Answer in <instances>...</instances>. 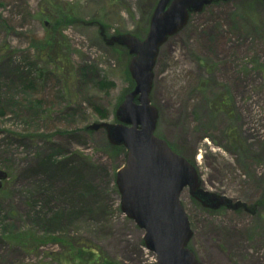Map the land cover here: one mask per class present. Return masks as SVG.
<instances>
[{
  "label": "rangeland",
  "instance_id": "rangeland-1",
  "mask_svg": "<svg viewBox=\"0 0 264 264\" xmlns=\"http://www.w3.org/2000/svg\"><path fill=\"white\" fill-rule=\"evenodd\" d=\"M243 1L194 14L163 46L153 97L158 133L186 149L204 188L254 204L264 190V31L237 16ZM152 2L0 0V168L10 175L0 190V264L80 263L73 247L84 245L50 239L63 235L119 264L156 260L144 230L120 209L114 179L124 152L104 129H85L114 121L130 87L126 52L108 47L97 26L76 22L98 20L109 36L144 33ZM67 11L72 20L51 39ZM223 97L212 114L210 103ZM181 200L203 264H264V202L255 213H210L189 190Z\"/></svg>",
  "mask_w": 264,
  "mask_h": 264
},
{
  "label": "water",
  "instance_id": "water-1",
  "mask_svg": "<svg viewBox=\"0 0 264 264\" xmlns=\"http://www.w3.org/2000/svg\"><path fill=\"white\" fill-rule=\"evenodd\" d=\"M214 1L230 0H158L144 33L117 32L108 36L107 26L98 20H76L97 26L108 47L128 50L125 73L132 88L114 107L115 122L99 121L87 130L104 129L108 142L125 155V164L115 174L120 194V209L144 230L143 245L156 254L152 264H203L191 244L194 236L181 194L189 190L191 198L203 209H222L255 213L258 204L207 191L195 162L180 154L165 136L158 133L159 107L153 102L155 67L161 48ZM264 6V0H258ZM8 173L0 168V189ZM253 209V210H252Z\"/></svg>",
  "mask_w": 264,
  "mask_h": 264
},
{
  "label": "trees",
  "instance_id": "trees-1",
  "mask_svg": "<svg viewBox=\"0 0 264 264\" xmlns=\"http://www.w3.org/2000/svg\"><path fill=\"white\" fill-rule=\"evenodd\" d=\"M220 3L221 2H216L215 4H212V5L208 6L207 8H205V10H207L209 7H211L213 5H218ZM258 4L259 3L252 1V0H244L241 5L237 6V9H238L237 16H241L242 19H244V20L255 21V23L253 25L255 32L257 33L259 31V33H262L264 31V17H262L263 14H261V12H260L261 7ZM57 12H60V11H57ZM67 13H68V11H67ZM63 16L64 17L59 19V20H57V18H59V17L56 18L55 24L52 26L53 30L51 31V34H50L51 39L56 38V36L59 33L60 29L62 28V25L64 22H66V21L70 22L72 20L69 17V16H71L69 13L67 15H63ZM192 18H193V16L191 17V19ZM259 22H260V24H259ZM256 29H258V31ZM46 45L54 48V44H51L50 41L46 42ZM114 50L119 53L121 49L118 47V48H114ZM122 50H124V49H122ZM119 54L122 55V53H119ZM123 56L125 57L124 53H123ZM126 56H127V52H126ZM47 57L49 58V61H50L51 55H48ZM113 85L114 84L112 82H107V84L106 83L100 84L102 89H107V90L109 88H111ZM225 104H226V102L224 101V97L220 98L217 102H214V103L211 102L210 103L211 113L215 115V114L221 112L222 109L225 107ZM95 110L98 113L102 114L103 115L102 117H106V115H107L106 112L101 111L97 106L95 107ZM174 145L177 147V149L179 150L180 153H182L185 156H189L188 153L186 152V149L181 148L180 146H177L175 143H174ZM246 153H247V151L245 150L243 154H246ZM73 182L77 183V181H73ZM263 197H264V195L261 198H263ZM50 239L53 241H58L62 245H65V246H66L65 243H67L68 241L74 242V243L77 242L79 245H84L85 246L84 248L73 247V249L75 248L73 254L77 258L76 261L80 262L78 264H119V263H116L110 259H107V257H105L102 253L92 249V247H93L92 245L80 244L79 240L70 239L68 236L63 235V236H58V237H51ZM43 241H47V240H43Z\"/></svg>",
  "mask_w": 264,
  "mask_h": 264
},
{
  "label": "bare ground",
  "instance_id": "bare-ground-1",
  "mask_svg": "<svg viewBox=\"0 0 264 264\" xmlns=\"http://www.w3.org/2000/svg\"><path fill=\"white\" fill-rule=\"evenodd\" d=\"M201 157L199 156V157H197V159L199 160Z\"/></svg>",
  "mask_w": 264,
  "mask_h": 264
}]
</instances>
